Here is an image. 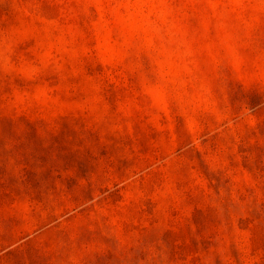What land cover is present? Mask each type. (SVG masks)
<instances>
[{"label":"rangeland","instance_id":"374dc122","mask_svg":"<svg viewBox=\"0 0 264 264\" xmlns=\"http://www.w3.org/2000/svg\"><path fill=\"white\" fill-rule=\"evenodd\" d=\"M0 264H264V0H0Z\"/></svg>","mask_w":264,"mask_h":264}]
</instances>
